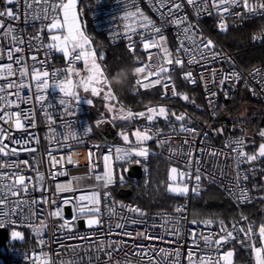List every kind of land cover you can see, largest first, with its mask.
<instances>
[{
  "label": "built area",
  "instance_id": "obj_1",
  "mask_svg": "<svg viewBox=\"0 0 264 264\" xmlns=\"http://www.w3.org/2000/svg\"><path fill=\"white\" fill-rule=\"evenodd\" d=\"M157 0H82L81 1V14L85 15L89 24L92 26L96 33L104 36L106 41L110 45L124 44L128 52L132 55L133 66L131 69L132 88L134 92L145 90H157V96L162 101H167L170 104H181L187 106L189 109L204 114L203 119H199L196 123H190V127H198L202 132L208 133V139L201 143L198 138L196 141L197 147L206 148L209 152L215 150L222 152L220 156H209L207 153L199 154L201 172L204 173L205 178L201 181V186L198 194L193 193L190 190L186 196H176L172 208L170 210H150L146 207H140L136 202L127 198L128 194L139 186L143 188L149 187V166L147 160L142 164L136 163H124L123 161H109L114 169L115 182L108 189L111 192V196L106 202L101 203V218L102 224L95 225L89 228H80L77 225V219L73 220L74 210L73 204H64L63 201L66 198H77L80 195H88L89 192H63L57 193L56 187L60 184L72 183L74 188L79 189H91L97 186L95 179L96 174H102L103 171V155L106 154L109 148L114 147H126L127 145L121 138L115 123L107 116L91 117L87 108L81 102L76 101L72 97L65 96L59 92L58 88H49L44 90L40 94L44 96V100L37 98V88L35 81L31 80L32 65L40 70H46L50 74L49 85L53 83L59 84L60 80L64 79V73L68 68V59L64 56L55 53V50L39 49V42L34 40L33 37L40 34L43 43L47 44L48 32L45 30L40 31L42 25L40 20H31L27 22L24 20L23 15L19 21L11 22L13 27L17 29V32L22 36L26 43L23 46V51L15 53V56L22 57L24 62L29 66V76L25 79L24 83L28 85L23 87L19 91V96L13 94L9 96V99L15 103L6 108L8 112L21 113V121L25 123V127L22 129H16L13 123H5L0 120V128L8 129L9 134L17 139H27L34 137L28 144H12L8 140L5 143L9 144V147H15L18 154L15 156H2L0 162L7 161L9 163H19L20 168L23 169V174L26 177H32L35 182L37 173L43 175L46 191L43 193L44 197L55 200V204H43L37 205L42 209L38 215L45 217L46 229L40 236L34 231L35 227L39 226L38 219L28 218V209L25 205L24 214L17 217L13 215L11 220L15 223H6L3 228L8 231L7 239L9 238V231L11 229H17L23 232L24 238L21 241L8 242L5 241L6 248L2 254L3 264H34V259L37 256H41L43 260V254H47L49 264H148L147 259H141L140 256L133 255L134 252L139 251V246H146L147 249H164L165 253H173L179 251L180 255L177 259L175 256L161 254L159 251L153 253L149 252V256H155L160 264H189L188 253L190 251L196 253L195 259L199 261L203 255H211L215 258L217 255H223L224 252L229 250L234 251L232 264H255L254 253L250 251L247 245L241 244L240 240H234L226 244L220 253H216L214 250H209L204 247L203 241L199 242V247H195L192 242L190 232L203 234H215L219 233L220 228L218 223H214L210 226H205L202 221L208 219H214L216 221L223 220L229 228H231L234 221H240L241 215L248 218L256 228L261 223V219L264 218V205L250 213L239 212L238 214L231 216L227 219L217 217H204L198 221L201 223H193V219L190 217V202L192 199L199 197L202 194L207 184L219 185L230 202L241 208L250 206L253 201L251 192V185L248 180L243 184L249 189V196L251 200L249 202H237L236 198L231 195L230 189H232L233 178L235 176V165L230 157L231 153L225 146L228 142L235 138L243 136L245 143L247 144L246 137L242 134H231L223 137L217 142H213L210 137V126L213 116L211 115V108L208 106V90L215 91L217 95L214 98V103L217 106H223L227 103L234 94V91L238 86H243L249 92L251 98L264 106V67L260 65H254L247 70L240 69L234 60L233 55L226 48L216 45V50L221 52L227 59L217 58L211 60L210 58L202 62L201 64H193L190 66V70L193 71L194 76L197 77L198 83L191 84L183 80V74L178 70L172 71V76L175 80L177 90L188 94L191 98H194L196 104L200 105L199 108L194 107L178 96H172L171 91L167 96L162 93L164 89L160 85L149 87L147 89L139 86L137 80L141 79L135 73V69L141 65V62H147L149 53H155L157 49L145 50L141 43V37L139 35L140 29H137V34L126 31V24H131V20H125L126 11H135L136 8L154 21L157 26H161V15L156 10L158 7ZM3 0H0V8H3ZM164 12L167 9H163ZM211 15L207 13H201L196 15L195 9L186 4L181 15L187 14L190 21L198 24L200 33L205 38H210L203 30V22L207 19L214 22L215 28L224 32L219 28V17L215 12V9L210 7ZM233 12L241 13L245 10L242 8H233ZM264 15L248 16L245 15L242 19L239 16H232L225 14V23L228 27H237L245 24V22L251 18H258ZM2 31V30H0ZM163 35L166 37L167 45L170 50H175L182 36L178 35V29L176 26L167 22L163 23ZM260 35V34H259ZM259 35H253L252 41H260ZM131 37V39H129ZM211 39V38H210ZM32 43V47L29 48L27 42ZM10 45L8 40L0 37V67L6 66L9 63L13 64V69L19 68L13 61H10L7 57V51ZM47 53V54H46ZM36 56L39 63L32 60V56ZM14 56V58H15ZM187 61L188 57H184ZM81 65V61L76 62L75 68ZM256 70H260L257 72ZM216 72L215 79L218 82L224 75L236 71L241 74V79L238 82L229 81L223 86V88H217L212 85V77L210 72ZM55 72L57 76L52 78L51 74ZM203 80H200V77ZM9 80L19 82V75H13L8 78ZM147 82V81H144ZM7 80L0 78V85H5ZM10 93H15L16 89H9ZM225 92L228 96H225ZM65 99L66 105L62 106L59 101ZM68 107L71 115L66 114L65 107ZM128 110V109H126ZM25 114L27 120L24 119ZM2 115V113H0ZM135 127L142 129L147 123L143 119H135ZM207 122L208 127H205L204 122ZM177 122V126H178ZM156 127L163 130L160 139H164L165 136H172L174 139L171 141L172 148L177 149L176 155L170 156V149L167 145L160 147L156 140H150L146 142V146L150 149V154H157L160 157L170 162L168 173L171 167H178L179 170H184L186 166V158L180 155L179 150L188 151L187 146H184L182 141L184 134L179 136L172 132L167 121L160 119L156 122ZM74 135L76 139L65 140V136ZM191 144L192 141L190 140ZM99 146V147H97ZM35 149L34 151H26L22 149ZM246 151V148H245ZM89 152L92 153L90 160ZM247 152V151H246ZM114 159V158H113ZM142 159V158H141ZM148 159V158H147ZM24 162H27L26 164ZM257 164V162H255ZM254 164V165H255ZM249 164L240 165L242 171L249 172L254 166ZM138 167V174L131 175L129 170L131 167ZM195 167V165H193ZM147 169V171L145 170ZM0 171H9V169H3ZM211 173L209 176L208 174ZM124 177V183H120V175ZM54 177V178H53ZM41 197V191L39 187L35 191H29L27 194V200L39 199ZM183 207V213H175L176 207ZM139 207L147 213L143 217L144 223L132 224V219L140 220L141 218L135 213L130 212L129 208ZM59 208L62 212L64 220L69 221L71 231L66 229H60L58 226L63 223V220L57 217H49L48 213ZM109 209H112L115 214H110ZM7 211V210H6ZM171 214L176 219L180 220L179 237L171 235V228L173 225L170 223L165 227H161L164 219L163 214ZM258 214H260L258 216ZM183 216V219H180ZM117 223L124 224L123 229L115 227ZM244 224V221H240ZM147 231L152 236L163 235V239H143L138 237L137 233ZM111 229V233L109 232ZM125 233H131L126 235ZM87 237V239H82ZM40 239L45 241L44 245L39 243ZM105 245L103 251H98V245ZM111 247H108V246ZM259 243L257 242L256 246ZM114 249H119L114 251ZM203 249V251H201ZM111 252V259L106 254Z\"/></svg>",
  "mask_w": 264,
  "mask_h": 264
},
{
  "label": "snow or ice",
  "instance_id": "obj_2",
  "mask_svg": "<svg viewBox=\"0 0 264 264\" xmlns=\"http://www.w3.org/2000/svg\"><path fill=\"white\" fill-rule=\"evenodd\" d=\"M158 7L156 10L161 15V26H157L154 21L144 16L143 13L136 8L135 11H126L125 20H131V24H126V31L133 34H137V29H140L139 35L141 37V43L145 50L157 49L155 58L153 54L149 53L148 61L141 62L142 66L135 69V73L141 77L137 80V84L145 89L160 85L164 91L163 95L167 96L169 90L172 96H178L183 101L192 104L194 107L199 108L200 105L196 104L194 98H191L188 94L182 93L177 90L175 80L172 76L173 70H178L183 74V80L187 83L197 84L198 79L194 76L193 71L190 70V66L193 64H201L207 61L216 60L217 58L227 59L221 52L216 50L214 41L210 38H205L198 28V24L189 20L187 14L181 15L185 7V0H157ZM4 7L0 8V37L8 40L10 48L7 51V57L10 61H13L19 66L17 70L13 69V64L9 63L6 66L0 67V78L7 80L5 85H0V120L5 123L10 121L13 123L16 129H22L26 125L21 121V113L5 111L6 108L12 106L15 102L9 99L10 95L19 96V91L23 87H27L24 83L25 79L29 76L28 65L24 62L22 57L15 56V53L23 51L25 45V39L20 36L17 29L13 27L11 22L19 21L21 15L27 22L29 19L35 21L40 20V31H47L50 37V43L45 44L41 40L40 34L33 37L34 40L39 42V49L56 50L63 53V56L68 59V68L64 73V79L60 80L59 84L53 83L49 85L50 74L46 70H40L33 64L31 72V80L35 81L37 88V98L44 100V96L40 93L50 87L58 88L59 92L65 96L78 99L76 89L82 88L84 92H91L93 96L100 95L104 92V99L109 101L107 107L110 113H113L111 119L113 121L119 119L124 121H131L135 119H143L147 123L142 129H137L132 135L135 137V141L130 140L128 134L121 132L123 141L127 145L126 147H114L109 148L108 152L103 155V171L102 174H96L95 179L97 186L91 189H79L74 188L72 183L60 184L56 187L57 193L63 192H89L88 195H80L77 198H66L64 204H73V220L78 218H85L86 224L91 228L94 225H101V203L106 202L111 196V192L108 190L110 186L115 182L114 169L109 161H123L124 163H136L142 164L150 155V149L146 146V142L149 140H156L160 147L168 146L171 155L177 154V149L172 148L171 141L174 139L172 136H165L164 139H160L163 130L156 127V122L160 119L167 121L172 132L179 136L184 134L183 145L187 146L188 151L179 150L180 155L186 158V166L184 170H179L178 167H171L167 182L165 183V190L167 193L176 196H186L190 190L193 193L199 192L201 181L205 178L204 173L201 172L199 154L207 153L209 156H220L223 153L215 150L209 152L206 148L197 147L196 141L199 138L201 143L208 139V133L202 132L198 127H190V123L195 117L187 112H181L177 114L171 111L166 105H154L147 106L145 111L133 113L131 110H125L123 106L117 107L116 96L114 95L111 87L108 86V80L105 77L104 70L101 65L97 63L96 53L92 47L90 37L86 34L82 23L79 19L77 12V0H3ZM186 4L195 9L196 15L201 13H207L211 15L210 7L215 9L216 14L219 17V28L222 31L227 30L225 23V14L232 16H239L241 19L245 16L264 15V0H186ZM167 9L166 12L163 9ZM233 8H242L245 11L241 13L233 12ZM167 22L174 25L178 29V35L182 36L175 50H170L166 37L163 35V23ZM264 38V30L261 31L259 37L254 39ZM131 39V37H129ZM28 47H32V43L27 42ZM47 54V53H46ZM15 56V58H14ZM188 59L185 61L184 57ZM100 59H103L101 56ZM32 60L39 63L37 57L32 56ZM78 61H82L84 64V75L76 70L75 64ZM259 72L260 70H256ZM19 75V82L9 80L8 78L13 75ZM57 73L53 72L51 77L54 78ZM212 77V85L217 88H223L229 81L238 82L241 79V74L236 71H232L217 82L215 79L216 72H210ZM78 79H73V78ZM203 80L201 76L199 78ZM147 81V82H144ZM107 87V91H105ZM16 89L15 93H10L9 89ZM217 95L215 91L208 90V106L211 108V115L215 116L217 113V106L214 103V98ZM225 96L228 93L225 92ZM59 103L62 106L66 105L65 99H60ZM88 103H91L89 100ZM65 112L71 115L69 108L65 107ZM24 119L27 120L25 114ZM177 122L178 126H177ZM205 127H208L207 122H204ZM223 129H218L217 134H221ZM259 136L264 138V130L259 131ZM34 137L27 139H17L9 134L8 129L0 128V157L2 156H15L18 154L15 147L10 148L5 140H8L12 144H28ZM76 139L74 135L65 136V140ZM192 141L190 144L189 141ZM99 147V146H97ZM229 149L231 155L230 159L233 160L235 165V176L233 178V187L230 189L231 195H233L237 202H249L251 197L249 196V189L244 186L243 182L249 178L248 172L242 171L240 165L249 164L254 165L255 162L264 159V143L259 145L256 152L248 153L245 151L247 147L245 138L232 139L225 146ZM26 151H34L35 149H22ZM91 160L92 153L89 152ZM114 158V159H113ZM142 158V159H141ZM25 164L27 162H24ZM195 165V167H193ZM9 169V171H0V228L4 227L6 223H15L11 220L13 215L19 217L24 214L25 205L28 209L29 219H38L39 226L34 228L37 235L40 236L46 229L45 217L39 216L42 212L41 208L37 205L43 204H55L56 201L50 197H44L43 193L47 190L44 184L43 175L37 173L35 182L32 177H26L23 174V169L20 168L19 163H9L7 161L0 162V170ZM147 171V169L145 168ZM252 173H255V168H251ZM209 176L211 173L208 174ZM54 178V177H53ZM120 183H124V177L121 174ZM39 187L41 191V197L39 199L27 200V194L29 191H35ZM264 191V189H261ZM264 199V197H261ZM7 210V211H6ZM130 212L135 213L141 219H132V224L144 223L143 217L147 215L144 210L139 207L129 208ZM110 214H115L112 209H109ZM175 213H183V207H176ZM164 219L161 227H165L166 232L168 229L166 226L172 224L171 235L179 237L180 220L173 217L171 214H163ZM49 217H57L63 220L58 227L60 229H66L71 231L69 221L64 220L62 212L59 208L48 213ZM180 219H183L181 216ZM240 221H244L241 224ZM240 221H234L231 228L225 224L223 220L216 221L214 219H208L202 221L205 226H210L214 223L219 224L220 231L215 234H203L192 231L189 233L192 237V242L195 247H199V242L203 241L204 247L209 250H214L216 253H220L222 248L231 241L239 239L241 244L247 245L251 252L255 256V264H264V224H260L258 232L253 223L248 220L247 217L241 215ZM193 223H201V221L193 220ZM118 229H123L124 224L117 223L115 225ZM111 233V229H109ZM131 235V233H125ZM138 237L143 239H163V235L152 236L147 228L145 231L137 233ZM11 237L13 239L22 238V234L19 231H12ZM82 239H87L83 237ZM257 242L261 246H256ZM41 245L45 244L43 239H40ZM108 247H111L110 245ZM105 245L100 244L97 247L98 251H103ZM119 249H114L118 251ZM159 251L161 254L179 257V251L173 253H165L164 249H147L146 246H139V251L134 252L133 255L140 256L141 259H147L148 264H160V261L155 256H149V252ZM203 251V249L201 250ZM111 259V252L106 253ZM234 251L229 250L224 252L223 255H217L213 258L211 255H203L199 261L195 259L196 253L190 251L188 253L189 264H232V257ZM34 264H49L47 254H43V260L41 256H37L34 259ZM54 264V262H53ZM119 264V262H117ZM174 264L176 262L174 261Z\"/></svg>",
  "mask_w": 264,
  "mask_h": 264
},
{
  "label": "trees",
  "instance_id": "obj_3",
  "mask_svg": "<svg viewBox=\"0 0 264 264\" xmlns=\"http://www.w3.org/2000/svg\"><path fill=\"white\" fill-rule=\"evenodd\" d=\"M81 1L78 0L80 14ZM81 21L86 34L92 40L97 59L104 70L108 85L116 96L118 104L132 112H140L147 106L166 105L177 114L181 112L192 114L195 119L191 123H196L199 119L204 118V114L193 111L185 105L170 104L167 101L160 100L155 89L134 92L131 77L132 55L128 52L125 45H110L103 35L93 30L83 14H81ZM203 25L205 26L203 31L212 38L215 44L231 52L236 65L240 69L247 70L254 65L264 67V38H261L260 41H252L253 35H261V31L264 30V16L251 18L241 26L228 27L224 32H219L215 28L214 22L209 19L205 20ZM55 53L60 55L56 51ZM101 56L103 59H100ZM93 105H95V102ZM242 107H245V118H231ZM88 113L91 117L100 116L97 111L91 110ZM131 121L115 125L117 129L120 126H124L126 129L134 128L136 120ZM262 126H264V106L255 102L245 87L238 86L234 91L233 97L223 106L217 108V113L211 121L210 137L213 142H217L231 134H242L245 136L246 128L257 130ZM221 128L223 132L217 134V130ZM246 145L247 152L249 149L253 150L249 140ZM146 162L149 166V187L143 188L139 186L132 190L127 198L136 202L140 207H146L150 210H170L176 200V196L167 193L165 190L170 162L152 153ZM253 167L255 168V173L253 174L251 169L248 172V182L251 185L253 196L250 206H242L241 208L234 206L219 185L207 184L202 194L191 200L190 217L192 219H200L204 216H211L227 219L239 212L250 213L251 209L254 211L264 205V199H261V197H264V191L261 190L264 189V159L257 161V164ZM261 223L264 224V218L261 219Z\"/></svg>",
  "mask_w": 264,
  "mask_h": 264
},
{
  "label": "rangeland",
  "instance_id": "obj_4",
  "mask_svg": "<svg viewBox=\"0 0 264 264\" xmlns=\"http://www.w3.org/2000/svg\"><path fill=\"white\" fill-rule=\"evenodd\" d=\"M77 12H78V14H79V19H80V21H81V14H80V9H78V0H77ZM81 23H82V21H81ZM205 26L203 25V28H204ZM220 32V31H219ZM210 37V36H209ZM211 38V37H210ZM212 39V38H211ZM51 41H50V37H49V34H48V40H47V44L48 43H50ZM91 42H92V40H91ZM97 46H99L98 44H97ZM92 47H93V49H94V46H93V43H92ZM56 51V50H55ZM94 51H95V49H94ZM56 52H58V51H56ZM58 53H61V52H58ZM96 53V52H95ZM63 54V53H62ZM97 57V56H96ZM97 63H99V61H98V59H97ZM100 64V63H99ZM76 70H78V71H80L81 72V75H84L85 74V72H84V64H83V62L81 61V66L80 67H76ZM74 80L75 79H78V78H73ZM109 86V85H108ZM76 91H77V95H78V99H76V101H78V102H81V103H83L85 106H86V108H87V110L88 111H97L98 112V114L100 115V116H107V117H109L110 119H111V117L113 116V113H110L109 111H108V107H107V105H108V103H109V101H106L105 99H104V92H101L100 93V95H97V96H93L92 94H91V92H84L83 91V89L82 88H78V89H76ZM105 91H107V87H105ZM91 101V103H88V101ZM94 102H95V105H93L94 104ZM115 103L117 104V107H119V106H121L120 104H118L116 101H115ZM159 105H161V104H159ZM124 108V107H123ZM125 109V108H124ZM126 110V109H125ZM146 110V108L145 109H143L142 111H145ZM142 111H140V112H142ZM133 113H138V112H133ZM235 117H237V118H240V119H244L245 118V107H242V108H239L237 111H236V113L233 115V116H231V118H235ZM112 120V119H111ZM113 121V120H112ZM115 124H121V123H123V122H132V121H124V120H119V119H117V120H115V121H113ZM137 130V128L136 127H131V128H129V129H126L124 126H120L119 127V129H118V132H119V134L121 133V132H124V133H126V134H128L129 135V137H130V140H132V141H135V137L132 135V133L133 132H135ZM260 130H264V126H262L260 129H257V130H255V129H250V128H246L245 129V136H246V138H247V141L249 140L250 142H251V145H252V151L249 149V151H248V153H253V152H256L257 150H258V148H259V145L261 144V143H264V138H261L260 136H259V131ZM253 132H256V133H253ZM121 136V135H120ZM255 136V137H254ZM121 138H122V136H121ZM150 141V140H149ZM148 142V141H147ZM131 169V168H130ZM204 217H211V216H204ZM204 217H202V218H204ZM202 218H200V219H202ZM195 218H193V220H194ZM199 218H197V219H195V220H200ZM77 225H78V227H80V228H89V226L86 224V219L85 218H78L77 219ZM95 226V225H94ZM93 227V226H92ZM12 231H19V232H21V234H22V238H19V239H13L12 237H11V232ZM24 234H23V232L22 231H20V230H17V229H11L10 231H9V238L7 239V241L8 242H13V241H21L23 238H24V236H23ZM258 246H261L260 244L258 245ZM5 248H6V245H2L1 247H0V264H3V258H2V254H3V252H4V250H5ZM232 261H233V258H232Z\"/></svg>",
  "mask_w": 264,
  "mask_h": 264
},
{
  "label": "water",
  "instance_id": "obj_5",
  "mask_svg": "<svg viewBox=\"0 0 264 264\" xmlns=\"http://www.w3.org/2000/svg\"><path fill=\"white\" fill-rule=\"evenodd\" d=\"M129 173L131 175H137L138 174V167H131V169L129 170ZM7 236H8V231L6 228H0V247L2 245L5 244V241L7 239Z\"/></svg>",
  "mask_w": 264,
  "mask_h": 264
},
{
  "label": "crops",
  "instance_id": "obj_6",
  "mask_svg": "<svg viewBox=\"0 0 264 264\" xmlns=\"http://www.w3.org/2000/svg\"><path fill=\"white\" fill-rule=\"evenodd\" d=\"M48 37V36H47ZM61 56H63V54L62 53H59Z\"/></svg>",
  "mask_w": 264,
  "mask_h": 264
}]
</instances>
